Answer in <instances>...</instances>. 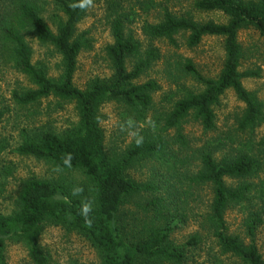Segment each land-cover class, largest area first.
<instances>
[{"label":"trees","instance_id":"1","mask_svg":"<svg viewBox=\"0 0 264 264\" xmlns=\"http://www.w3.org/2000/svg\"><path fill=\"white\" fill-rule=\"evenodd\" d=\"M92 1L0 0V65L33 86L13 92L11 100L25 108L53 98L72 104L77 118L59 133L31 130L16 152L60 170L80 171L89 184L87 192H80L48 180H25L16 208L7 215L0 212V264H7L10 243L23 245L31 264H48L39 247L44 224L82 236L99 264H189L203 243L201 235L191 234L180 245L171 239L189 221L208 234L223 258L214 256L211 264H264L255 244L264 223V135L259 139L256 135L264 126V105L242 85V80L260 78V72L240 70L243 50L238 43L245 30L264 37V0H193L196 12L219 13L225 22H201L164 8L158 23L143 25L146 37L173 47L176 37L184 38L188 48L198 47L204 38H219L224 55L215 78L203 77L190 60H174L176 72L201 88L187 92L150 120L157 87L153 81H137L159 53L156 49L141 53L140 43L126 30L135 13L121 12L122 0H111L106 16L112 39L103 48L109 77H95L83 89L74 85L78 57L91 48L89 32L77 33V26ZM137 3L145 11L154 7L153 0ZM48 6L56 12L55 29L44 17ZM27 36L59 55L57 78L32 63ZM227 91L244 106L233 127L224 139L192 147L182 126L192 119L204 133L216 131L214 107ZM107 104L121 109L123 127L133 132L131 143L118 154L105 147L101 110ZM3 117L0 110V123ZM5 148L0 143V153ZM148 164V180L138 182L130 176V170ZM3 176H10L9 169L4 168ZM203 197L208 198L206 203ZM129 205L135 209L130 217L125 210ZM232 211L241 215L243 237L227 225L226 214Z\"/></svg>","mask_w":264,"mask_h":264},{"label":"rangeland","instance_id":"2","mask_svg":"<svg viewBox=\"0 0 264 264\" xmlns=\"http://www.w3.org/2000/svg\"><path fill=\"white\" fill-rule=\"evenodd\" d=\"M118 2V0H113ZM138 0H122L119 2L121 12L133 11V23L126 30L140 43V51L144 53L156 49L158 60L137 81L143 84L153 81L156 91L152 94L154 109L147 119L153 118L185 95L187 92H198L199 84L176 72L173 61L179 59L190 60L200 74L205 78H215L222 69L224 60L222 40L219 38H204L196 48H188L182 37H176V47L170 46L165 40H152L142 32L143 25L156 24L160 21L162 9L166 8L176 16L190 15L197 21L225 22L219 13H199L192 5L193 0H153L154 7L148 11L137 3ZM142 1V0H140ZM111 0H93L86 16L77 26V33L89 32L91 48L82 52L78 57L77 70L74 75V85L83 89L86 83L95 78H107L110 75L104 49L111 44L109 25L106 16L109 13ZM44 13L48 25L55 29L52 7H46ZM56 14V12H55ZM32 53V63L43 66L47 75L57 78L60 74V57L51 47L39 44L32 36L25 38ZM238 43L243 50V60L240 70H259L260 78L242 80L243 87L253 92L264 105V37L253 30L239 33ZM134 60L128 61L131 69ZM32 84L22 75L0 65V110L4 117L0 123V143L5 150L0 153V212L10 214L16 208L18 192L22 183L27 179L48 180L60 183L68 188L80 192H87V178L77 170H60L48 162L39 161L31 157L17 154L16 148L23 137L31 130H50L59 133L76 123V113L72 104L49 98L39 104L21 108L11 100V94L25 89H32ZM244 106L231 91H227L214 107L216 131L204 133L199 124L188 119L183 127V134L188 136L191 145L198 148L206 141L224 139L226 132L233 127L236 117L241 114ZM102 130L105 137V147L108 151L118 154L132 141L133 132L123 127L122 111L116 104H107L102 110ZM257 139L264 135V126L258 128ZM220 137V138H217ZM4 168L9 169L10 176H3ZM151 164L139 165L130 170V176L138 182L148 180ZM205 193H209L207 190ZM208 198L203 202H207ZM127 216L135 211L134 205H129ZM226 222L230 232L243 237L241 229V215L237 212H228ZM198 232L202 238V245L196 252L192 263L211 264V259L221 257L218 249L208 234L197 224L189 221L184 228L171 236L175 244H182L188 236ZM248 240L245 239V242ZM255 244L264 259V223L257 231ZM39 247L48 260V264H99L95 250L80 235L62 227L44 224L39 238ZM222 258V257H221ZM223 259V258H222ZM7 264H31L23 245L10 243L6 249Z\"/></svg>","mask_w":264,"mask_h":264}]
</instances>
